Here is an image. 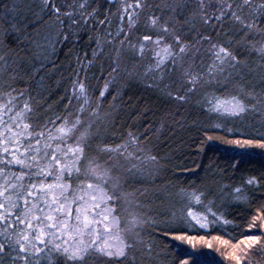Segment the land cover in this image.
<instances>
[{
    "label": "snow or ice",
    "instance_id": "snow-or-ice-1",
    "mask_svg": "<svg viewBox=\"0 0 264 264\" xmlns=\"http://www.w3.org/2000/svg\"><path fill=\"white\" fill-rule=\"evenodd\" d=\"M107 2L114 4L117 0ZM119 2L115 13L109 8L104 18L97 20L98 7L102 6L98 0H78L63 14L52 0H42L39 18L28 21L31 0H0V264H137L138 259L154 264L156 245L145 239L146 229H159L165 237L171 234L173 240L191 243L196 237L188 230L230 223L223 213L218 215L213 210L217 200L221 208L228 196L247 202L245 187L259 183L251 177L243 187L222 185L216 192L180 187L170 212L150 216L152 208L134 193L121 189L130 180L161 171L158 158L152 155L147 137L132 130L121 133L119 144L107 143L119 138L115 135L119 131L115 106L102 112L105 91L101 90L98 98L90 97L86 77L81 78L79 70L91 67L99 58L97 53L107 47V66L101 67L102 73H108L105 89L122 75L132 79L143 67L145 73L161 74L159 84H163L165 73L177 75L181 88L176 93L165 91L170 85L160 91L178 106L187 103L197 87H211L219 95L209 100V111L231 117L264 114V90H257L253 81L245 79L258 77L264 85V0ZM109 13L118 17L115 33L110 30ZM44 16H51L50 23L58 26L57 40L66 42L78 35L73 32L76 28L96 29L97 38L93 61H80L75 77H70L71 95L64 114L40 123L37 110L43 105L34 103L32 85L24 81L28 66L18 53L27 51L20 47L22 43L39 50L51 42V34L28 31ZM226 24L233 26L232 35L221 31ZM101 28H105L103 33ZM141 28L145 34L134 36ZM221 35L228 39L217 42ZM235 36L240 38L235 40ZM40 37L43 43L37 39ZM3 39H12L17 48H8ZM146 51L152 52L146 66H129V57L144 61ZM203 55L212 57L207 73L195 71L199 67L197 58L202 62ZM241 56H255L256 60L249 66ZM204 75L209 79L204 80ZM19 83L25 87H14ZM32 83H37L35 74ZM181 90L184 95L178 94ZM37 96L42 97V90ZM213 139L206 137L207 142ZM91 141H97V146L89 155L86 150ZM227 143L264 149V134ZM208 150H215L211 143ZM209 196L212 199L205 204ZM175 204L180 205L178 211ZM195 206L202 211H195ZM257 226L262 229L260 235L245 234L243 240L231 245L235 264H248L247 257L257 247L264 251V203L256 207L247 222L248 229ZM155 235L148 233L149 237ZM215 239L221 240L219 236ZM221 243L228 246L230 240ZM179 264L196 262L180 259Z\"/></svg>",
    "mask_w": 264,
    "mask_h": 264
},
{
    "label": "trees",
    "instance_id": "trees-1",
    "mask_svg": "<svg viewBox=\"0 0 264 264\" xmlns=\"http://www.w3.org/2000/svg\"><path fill=\"white\" fill-rule=\"evenodd\" d=\"M129 1L135 2V0ZM52 2L60 7L63 14L71 11L70 6L78 0H52ZM32 4V14L28 16V21H35L39 18L42 0L32 1ZM118 4L119 0L114 4H109L107 0H98V5L102 6L98 7L97 20L103 19L105 11L109 8L112 13H115L119 7ZM51 7L52 5L49 4V12H51ZM109 16L112 19L110 30L114 33L118 17L111 13ZM51 19V16H44L40 23L35 24L28 31L33 32L38 29L42 34L52 32L55 35L58 26L52 25ZM104 30L105 28H101L100 32L103 33ZM221 31L229 35V27ZM73 32L78 35L70 36L66 42L56 39L49 48H41L44 53L32 44L22 43L20 45L27 49V51L18 53L28 66L24 81L32 85L31 94L35 98L34 103L39 102L43 105L37 110L40 123L49 117L54 118L63 114L65 105L68 104L70 77L73 78L76 75L80 61H93L97 38L96 29L89 31L76 28ZM143 33L141 28L134 33V36L143 35ZM213 38L216 40L215 33H213ZM239 38V36L234 37L235 40ZM37 39L42 41V37ZM227 39L228 36L221 35L217 42ZM2 43L8 48L18 46L12 39H3ZM147 55L144 62L140 64L147 65V58H149ZM240 59L248 60L251 66L256 57L241 56ZM127 60L131 63L130 65L133 61L136 62L130 57ZM211 62L210 55H203L202 62L198 57L199 67H196L195 71L207 73ZM102 66H107V58L104 56L94 60L91 67L86 70L82 67L79 70L80 77H86L89 96L93 99L99 97L108 77L107 72H101ZM33 74H35L37 83H32ZM154 78L152 73H145L143 67L132 79H127L126 74L120 76L118 81L109 84L101 108L103 112L109 110L110 106H115L116 124L119 129L115 132L119 138L109 140L107 143L119 144L122 139L121 133L132 130L147 137L149 147L153 149L152 155L158 158L161 171L155 176L146 175L137 181L130 180L125 183L127 190H137V198L154 210L149 213L150 216L160 212H170L172 210L170 205L178 199L175 193L180 187L216 192L222 185H228L230 188L243 187L244 182L251 177H256L259 181L257 185L245 187L243 195L248 197L247 202L236 201L228 196L224 207L221 208L219 207L220 201L217 200V207L213 210L217 211L218 215L223 213L224 219L230 223L217 224L209 229L188 230L189 235L196 237L191 243L173 240L171 234L165 237L159 229H146V239H151L156 245L154 252L158 255L154 264H179L180 259L194 260L196 264H235L231 258L233 252L231 245L243 240L245 234L260 235L262 231L259 226L248 229L247 222L255 214L256 207L264 203V179H260L264 177V149L241 148L231 146L227 142L237 138L255 139L264 134V114L250 112L240 117L219 116L209 111L210 104L207 103L209 99L201 94V87H197L196 91L189 95L187 103L178 106L176 101L170 100L160 91L164 85H170L165 91L176 93L181 88L177 75L165 73L163 84H159L158 80L154 83ZM203 79L208 80L209 76L204 75ZM245 79L253 81L257 90H264V85L259 83L258 77H245ZM116 82L120 84L117 86ZM14 87L23 89L25 84L19 83ZM210 89L211 87L206 88L205 91ZM39 90H42V97L37 96ZM178 94L184 95L185 92L181 90ZM208 136L214 139L207 142L206 137ZM209 143L214 147V151L208 150ZM96 146L97 141H91L86 150L88 154L92 153ZM208 199L212 197H207L205 204ZM195 207L202 211L199 206ZM175 208L178 211L180 205L175 204ZM149 232H156L157 235L149 237ZM201 236L204 237L203 240L199 239ZM217 236L221 240H230V244L228 246L222 244L221 240L215 239ZM178 253L188 255H178ZM247 260L248 264H264V251L257 247L250 253ZM137 264H145V262L138 259Z\"/></svg>",
    "mask_w": 264,
    "mask_h": 264
},
{
    "label": "rangeland",
    "instance_id": "rangeland-1",
    "mask_svg": "<svg viewBox=\"0 0 264 264\" xmlns=\"http://www.w3.org/2000/svg\"><path fill=\"white\" fill-rule=\"evenodd\" d=\"M32 1H36V0H31V2ZM130 3H134V2H132V1H129ZM119 7H120V2H119ZM118 7V8H119ZM117 27H118V24H117V26H116V29H115V31L117 30ZM229 27V35H232V32L234 31L233 30V26L232 25H228V24H226L225 25V29H227ZM115 33V32H114ZM45 34H51V37H52V40H51V42H49V43H47V44H44V46H43V48H49L51 45H53L54 44V42H55V40H56V37H55V35H53L52 34V32L50 33V32H47V33H45ZM143 34H145V33H143ZM41 43H43V39H42V41H40ZM147 48L148 49H151L152 48V45H147ZM41 52H43L44 53V50L43 49H41ZM108 52H109V48H107V47H105L104 49H103V52L102 53H97V56L100 58V56H104V58H107V54H108ZM147 53H149L148 55H147ZM145 58H146V55L147 56H149V57H151L152 56V52L151 51H146L145 52ZM98 58V59H99ZM136 62H134L133 61V64L132 65H134V64H138V63H140V62H144V61H137V60H135ZM127 63H128V60H127ZM146 63H148V61L146 62ZM129 64V66L131 67L132 65H130L131 63H128ZM170 66H171V62H168V67L170 68ZM160 73H156V75L154 76L155 78H154V83L155 82H157V80L159 79V77H160ZM75 77V76H74ZM73 77V78H74ZM119 80V78L118 79H116L115 81H118ZM115 81H112V82H115ZM117 83V86L120 84V82H116ZM110 84V83H109ZM104 86H105V83H104V85H103V87H102V89L101 90H104L105 92H106V90L108 89H105L104 88ZM117 89H118V87H117ZM68 93H69V95H71V83H70V87H69V91H68ZM88 94H89V92H88ZM201 94H203V95H206L207 97H206V99H211V97L212 96H214V95H219V93L216 91V90H214V88H211L209 91H205V88H202V90H201ZM209 100H207V103H209ZM68 102H69V96H68ZM72 103H73V107L75 108L76 106H77V104H76V101H75V99H73V101H72ZM212 103H214V101H212ZM216 113V112H215ZM63 114H64V112H63ZM62 114V115H63ZM217 115H219V116H223V117H227L226 115H223V114H220V113H216ZM228 117H231V116H228ZM92 153H90L89 155H91ZM125 186H126V184H124L123 185V188L121 189L123 192H129V193H134L135 195H136V197L138 196V192H137V190H135V191H129V190H127L126 188H125ZM194 210L195 211H201L200 209H198L197 207H194ZM144 235H145V233H144ZM145 239H146V235H145Z\"/></svg>",
    "mask_w": 264,
    "mask_h": 264
}]
</instances>
